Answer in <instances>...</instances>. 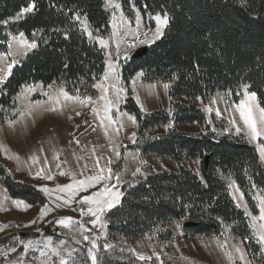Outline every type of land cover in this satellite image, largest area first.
Listing matches in <instances>:
<instances>
[{
    "label": "trees",
    "instance_id": "obj_1",
    "mask_svg": "<svg viewBox=\"0 0 264 264\" xmlns=\"http://www.w3.org/2000/svg\"><path fill=\"white\" fill-rule=\"evenodd\" d=\"M117 2L127 15L134 7L143 16H167L162 35L142 54L126 58L119 73L128 95L123 107L136 120L134 147L141 155L171 158L177 169L149 172L142 179L122 183L119 201L105 212L108 235L128 240L138 236L170 239L172 220L185 239L227 232L243 242L253 263H263L250 219L229 190L232 181L251 213H256L255 192L264 197V165L256 148L220 131L221 121L215 118L217 129L206 127L198 133L172 127L152 137L146 132L170 122L206 125L196 100L205 103L216 91L227 90L236 97V91L245 86L264 109V0ZM30 4L32 11L5 24ZM78 16L94 34H108L110 12L105 0H0V52L8 49L10 32H22L36 45L19 57L2 85L1 113L31 83L60 85L69 94H95L94 82L104 70V52L86 36ZM139 71L145 81L170 82L169 110L143 112L136 105L129 84ZM194 158L199 159V174L185 165ZM0 176L10 197L30 205L45 203L39 189L14 180L1 160ZM108 251L102 264H198L191 258L139 259L125 250Z\"/></svg>",
    "mask_w": 264,
    "mask_h": 264
},
{
    "label": "rangeland",
    "instance_id": "obj_2",
    "mask_svg": "<svg viewBox=\"0 0 264 264\" xmlns=\"http://www.w3.org/2000/svg\"><path fill=\"white\" fill-rule=\"evenodd\" d=\"M105 5L110 12L107 35L94 34L82 16L76 18L86 36L104 52V70L94 82V95L69 94L60 85L31 83L20 89L3 113L0 107L2 164L14 180L33 185L45 196L43 205L12 198L0 176V264H61V260L68 264H93L92 256L96 264H102L111 249L125 250L139 259L168 255L191 258L198 264H255L239 238L224 232L221 236L185 239L172 220L168 223L173 232L170 239L157 241L138 236L128 240L122 235H108L105 212L110 203L114 206L119 201L120 185L142 179L149 172L176 170L177 164L169 157L141 155L134 147L136 120L123 107L128 95L119 73L121 63L136 49L162 35L167 24H158L156 18L163 19L165 15L143 16L134 7L127 15L117 0H105ZM29 6L33 9L32 4ZM29 6L5 24L24 17L30 11L23 10ZM21 33L10 32L8 49L0 52V97L11 69L21 55L32 49L28 45L35 43ZM169 83L145 81L139 71L130 80V96L143 112L169 110L168 87H164ZM252 93L245 86L236 91V97L227 90L216 91L205 103L196 100L206 116V125L170 122L148 129L146 134L152 137L170 127L187 133L218 128L253 145L264 165V135L253 138L240 114L243 102L245 108H251L257 129H264L261 107ZM213 118L221 121V127H215ZM185 165L199 174V159H188ZM229 190L249 217L264 255V241L259 238L264 234V220L259 219L264 197L255 192L257 211L252 214L232 181ZM94 193L99 195L93 196ZM85 196L93 200L85 201ZM16 202H20L19 206ZM68 217L71 219H64Z\"/></svg>",
    "mask_w": 264,
    "mask_h": 264
},
{
    "label": "snow or ice",
    "instance_id": "obj_3",
    "mask_svg": "<svg viewBox=\"0 0 264 264\" xmlns=\"http://www.w3.org/2000/svg\"><path fill=\"white\" fill-rule=\"evenodd\" d=\"M31 10H32V7L29 6V8L24 9L23 11L28 12V11H31ZM156 19L158 21V24H161V25H166L167 24V16H165L163 19H161L159 16H157ZM157 32L160 33V28L159 27L157 29ZM20 35L23 36V33H21ZM28 47L29 48H34V47H36V45H35V43H32V44H29ZM9 68H11V65H9ZM164 87L167 88L168 85L166 84V85H164ZM64 95H65L66 98L72 99V97H68L67 93H64ZM251 96L254 97L255 93H252ZM86 99H90V98H86ZM261 113H262L261 121L264 122V109H261ZM77 114H79V113H77ZM240 114H241V118L244 120V123L249 126V128L251 130V133L253 135V138H255L256 136H259V135H264V129H261V130L257 129L256 121L253 119L251 108H245L243 102L241 104ZM130 119H134V118L130 117ZM237 131H239V129ZM261 156H262V158H264V149H261ZM94 179H98V178H94ZM81 183H83V182H81ZM66 187H70V186H66ZM96 195H99V194H97V193L93 194V196H96ZM114 195L118 196L119 194L115 193ZM82 199L85 200V201H92L93 197L85 196ZM16 203L19 206L20 202H16ZM112 206L113 205L111 203L108 205L109 208H111ZM41 211L43 212L44 210L42 209ZM260 213H261V215H260L259 219L264 220V201L261 202ZM64 219L70 220L71 218L68 217V218H64ZM254 219H256V218L254 217ZM262 227H264V225H262ZM259 238H260L261 241H264V234L260 235ZM85 239H87V237H85ZM69 255H70V253H69ZM92 259H93V264H96L95 256H92ZM141 259H143V257H141ZM61 264H68V261L61 260Z\"/></svg>",
    "mask_w": 264,
    "mask_h": 264
},
{
    "label": "water",
    "instance_id": "obj_4",
    "mask_svg": "<svg viewBox=\"0 0 264 264\" xmlns=\"http://www.w3.org/2000/svg\"><path fill=\"white\" fill-rule=\"evenodd\" d=\"M146 47H140L138 49H136L131 55L130 57H135L138 56L140 54H142L145 51Z\"/></svg>",
    "mask_w": 264,
    "mask_h": 264
}]
</instances>
